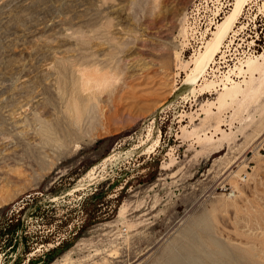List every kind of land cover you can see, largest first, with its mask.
<instances>
[{
  "label": "rangeland",
  "instance_id": "obj_1",
  "mask_svg": "<svg viewBox=\"0 0 264 264\" xmlns=\"http://www.w3.org/2000/svg\"><path fill=\"white\" fill-rule=\"evenodd\" d=\"M247 1L192 92L234 0H0V264H264Z\"/></svg>",
  "mask_w": 264,
  "mask_h": 264
},
{
  "label": "bare ground",
  "instance_id": "obj_2",
  "mask_svg": "<svg viewBox=\"0 0 264 264\" xmlns=\"http://www.w3.org/2000/svg\"><path fill=\"white\" fill-rule=\"evenodd\" d=\"M247 2H248L247 0H234V2L231 4V7L229 8V11L225 13V15L220 20L213 23L215 25L213 28L210 29L211 39L208 40L206 44L204 45V51H199L198 54L193 56L191 68L189 69L190 71L187 73V76L185 80L183 81L180 90L189 89L192 92L197 91L196 90L197 88L194 87V84L196 83L195 82L196 79L202 76L203 73L206 74L205 72L206 69L214 61V56L221 50L222 43L224 42L228 34L233 30V27L235 26V23L237 22V19L239 15L241 14L242 9ZM216 10L218 12L220 9L217 8ZM235 35H236V32H235ZM230 74L231 72L229 73V75ZM229 75L226 78L228 80H229ZM213 83L214 82L212 81V82H208L205 85H203V87L200 88V90H202L201 92L210 90L209 89L210 87L214 88L215 85L213 86ZM168 264H178V262L175 261V258H172L171 262H168Z\"/></svg>",
  "mask_w": 264,
  "mask_h": 264
}]
</instances>
